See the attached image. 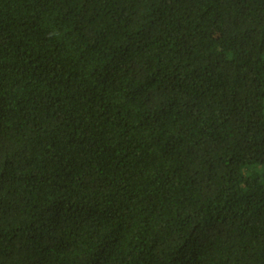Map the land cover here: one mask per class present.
<instances>
[{
    "label": "trees",
    "instance_id": "16d2710c",
    "mask_svg": "<svg viewBox=\"0 0 264 264\" xmlns=\"http://www.w3.org/2000/svg\"><path fill=\"white\" fill-rule=\"evenodd\" d=\"M0 264H264V0H0Z\"/></svg>",
    "mask_w": 264,
    "mask_h": 264
}]
</instances>
